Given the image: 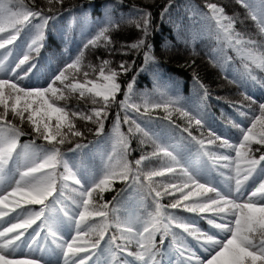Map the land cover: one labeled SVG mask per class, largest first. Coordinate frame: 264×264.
Wrapping results in <instances>:
<instances>
[{"label":"snow or ice","instance_id":"6c2138e0","mask_svg":"<svg viewBox=\"0 0 264 264\" xmlns=\"http://www.w3.org/2000/svg\"><path fill=\"white\" fill-rule=\"evenodd\" d=\"M62 3L63 0H48L47 10L28 7L24 0L15 5L13 0L0 3V34H3L0 35V50H3L0 51V264H264V100L245 96L258 104V110H252L249 115L237 109L248 121L233 123L239 130V138L218 134L207 120L208 87L195 70V102L182 96L177 82L172 81L171 86L165 83L171 77H165L153 51L152 14L135 4L126 15H116L119 4H105L100 18L92 22L87 33H82L76 53L48 74L41 70V63L34 59L33 53L39 56L45 47L46 31L54 27L49 21L59 15L56 6ZM237 3L245 9V19L254 21L264 36V0H237ZM172 6L173 0H167L161 11L162 19ZM206 6L207 13L198 8L192 13L206 21L209 34L223 41L221 54L210 57L212 63L233 82L251 81L264 87V80L258 79L252 70L254 65L264 71V53H258V42L237 31L235 14L228 15L216 3ZM121 24L134 25L139 36L134 41L123 42L120 51L133 57L142 55L143 62L137 64L135 59L122 58L117 69L109 67L110 61L103 59L98 66L102 83L65 84L66 73L79 71L84 64L85 50L103 45L110 53L117 51L111 33ZM176 39L185 45L189 43L179 31ZM224 47H231L251 64L244 63V71L230 76L226 68L231 57L223 52ZM185 63L191 66L195 61ZM87 67L97 71L95 65ZM129 72L133 75L120 79V73ZM140 73L151 75L152 91L135 87ZM57 81L63 89L54 87ZM85 89L94 93L89 97L94 105L89 111L56 104L58 99L67 100L65 91L69 94L79 91L84 97ZM117 93L123 97L118 102ZM113 104L124 115L121 118L116 113L109 134L105 132V120ZM158 109L165 115L153 120V112ZM130 111L139 114L142 122L130 115ZM172 112L179 113L186 125H176L171 120ZM53 114L55 123L51 122ZM75 117L91 121V126L76 128ZM122 122L129 125L131 135L121 131ZM193 125L207 129V140L193 135ZM85 130L101 139L91 151L88 143L75 142L74 148L80 151L74 152L72 158L66 157L58 145L73 137H84ZM136 134L139 142L151 144L152 150L133 162L128 155L134 150L131 136ZM25 135L30 139L22 143L21 137ZM37 140L47 144L38 145ZM217 141L218 147L226 152L206 146ZM253 143L260 147L253 148ZM257 152L260 155H254ZM204 156L211 161V167ZM152 157L163 161L159 167L144 163ZM213 167L222 179L213 175ZM165 173L172 175L153 179L164 177ZM116 180L129 183L111 200L100 203L103 192ZM176 180L180 183H173ZM185 188L190 189L187 194ZM67 190L72 195L66 197ZM97 190L99 200L93 196ZM125 190L134 200L128 199ZM176 191L180 192L178 198L161 203L162 197ZM193 195L200 198L181 203ZM17 196L22 199H16ZM148 197L151 205L146 204ZM66 198L71 200L72 207L66 204ZM21 203L40 207L21 208L15 216L2 219L12 208H20ZM138 208H144V212L139 213ZM179 208L191 213H212L203 218L215 231L202 230L194 220L170 211ZM90 218L98 219L88 223ZM37 221L40 223L36 224ZM33 224L36 228L28 232ZM86 235L88 241L78 244ZM188 237L207 255H197ZM166 238H170L167 245ZM79 253L85 255L81 257Z\"/></svg>","mask_w":264,"mask_h":264},{"label":"trees","instance_id":"16d2710c","mask_svg":"<svg viewBox=\"0 0 264 264\" xmlns=\"http://www.w3.org/2000/svg\"><path fill=\"white\" fill-rule=\"evenodd\" d=\"M3 2L6 3L8 0H3ZM18 2L19 0H13L14 5ZM207 3H216L223 6L225 12L230 16L235 14L237 17V23L234 27L246 37L256 40L258 45H260L258 50L264 53V36L259 33L254 21L250 18L245 19V9L237 3V0H173V6L170 13L165 14L163 19L161 18V11L164 5L167 4V0H123L122 3H120V0H63L62 5L56 6L59 10V15L55 17L54 21H49V24H54V27H50V29L46 31L45 47L41 48L39 56L33 53V57L41 63V70L50 74L52 71L56 70L58 65L62 67L63 63L67 61L69 55H74L76 53L82 43V33H87L92 26V22L100 18L104 12L103 6L105 4H119V7L116 10V15H126L129 12H132V5L134 4L139 7L147 8L152 14V24L154 26V31L151 36V42L154 45V54L162 66V71L165 74V77H171V80H166L165 83L171 86L172 81L177 82L182 96L187 98L189 102H195L197 99L195 95L196 88L193 81V70H195L202 82L207 85L210 93L205 101L208 105V123L218 134L223 133L225 138L231 137L232 139H236L239 138L240 134L239 130L233 126V123L248 122L245 117L240 115L237 109L247 111L249 112V115H251L252 110H258V104H253L252 101L247 100L245 96H251L253 100L256 101L264 100V87L259 83L251 81L241 83L233 82L231 78H226L224 72H221V70L212 63L210 57H216L221 54L220 49L223 45V41L217 40L215 34H209L205 29L206 21L201 20L198 16H194L192 13V10L197 8L207 13ZM24 4L28 7H41L47 10L48 0H34V2L33 0H24ZM49 15H52V13H49ZM71 16H74L75 18L72 25L71 22L68 21ZM241 20H243V23L240 22ZM177 31L187 37L189 41L187 45H185L183 41H177ZM21 35H23V33H21ZM111 35L116 42L114 47L117 51L110 53L103 45L98 48L85 50L84 64L79 71H70L66 73L68 80L64 82L65 84L70 82L85 83V81H102V78L98 76V66L103 59H108L110 61L109 67L117 69L119 68V63L122 58L129 61L135 59L137 64L143 62L142 55L133 57L131 53L125 55L120 51L123 42L134 41L139 36V30L136 29L134 25L121 24L119 28L112 31ZM223 52L231 57V60L227 61L229 67L226 68V71L230 76L235 75L237 72L244 71L243 61H241L228 47H224ZM185 61H188L189 64H191V61H195V63L189 66ZM88 64L95 65L97 71L88 68ZM252 70L258 79L264 80V71L259 69ZM85 72L88 73L87 76L84 75ZM131 75H133L131 72L120 73V79L123 80L124 77H130ZM153 84L154 81L150 74L140 73L137 75V84L135 87H137L138 90L152 91ZM54 87L63 89V85H61L59 81L56 82ZM65 96H67V100L64 98L58 99L56 100V104L60 106L67 105L69 108L78 107L85 111H89L94 107L89 98L92 95L81 97L77 91L71 92L70 94L68 91H65ZM122 98V94L117 93V102ZM0 110H2V108H0ZM117 112H119V115L122 118L124 115L123 110L118 109L116 104H113L109 110L108 118L105 120L106 133H111ZM141 112H143V109H141ZM25 115H27V113H25ZM130 115L136 116L138 122H142L139 120V114L130 111ZM164 115L165 113L162 109L154 110L153 120L161 119ZM73 120L78 129H82V126L85 124L91 126V121H82L79 117H75ZM171 120L175 121V124L180 125L181 127L186 125V120L182 118L179 113L172 112ZM51 122L55 123V120H52ZM168 122L169 121H165V123ZM128 127V124L121 123V131L125 134L131 135L128 133ZM64 131H67V128H65ZM191 131L193 132V135L198 138H203L205 140L208 138L206 128L202 130L193 125ZM256 131L259 133L261 129L258 127ZM184 135L186 136L187 133H184ZM29 139L30 137L27 135L22 136L21 142L23 143ZM100 139L101 137L95 136L94 132L86 131L84 137H73L71 141H66L65 144L58 146L66 157L72 158L74 152L80 151L74 148L75 142L82 140L83 142L88 143L89 151H91L93 146H95L96 142ZM36 143L38 145L47 144V142L43 140H37ZM219 143L220 142L217 141L213 145L206 146L212 148L216 152H226V149L218 147ZM130 144L131 148L134 150L130 151L128 159L133 162L135 159L139 158L140 155L149 153L152 150L151 144H141L139 142V134L131 136ZM252 147L256 148L260 146L253 143ZM254 155L258 156L260 153L257 152L254 153ZM203 159L207 161L210 167L212 166L211 161L208 160L206 156H204ZM162 162V160L152 157L144 163L148 165V167H159ZM60 171H63V169L61 168ZM171 175L172 174L170 173H165L164 177H154L153 179L162 180ZM213 175H216L218 180L222 179V177H219L218 173H216L215 167H213ZM126 183L129 182L116 180L109 189H106L103 192V200H99V196L97 195L98 190L93 193V196L99 200L100 203L109 201L119 190L125 189ZM173 183L179 184L180 181L176 180L173 181ZM189 190V188L183 189L185 194H187ZM191 190L195 191L194 188H191ZM70 195H72L71 191L67 190L66 197ZM125 195L128 196L127 190H125ZM208 195H211V193ZM179 196L180 192L176 191L172 193V195L162 197L161 203L167 204L171 202L173 197L178 198ZM199 198L200 197L193 195L189 197L188 201H182L181 203H190L192 200ZM16 199L20 200L22 198L17 196ZM48 199L51 200V197ZM128 199L134 200L131 196H128ZM65 202L69 207H72L71 200L66 198ZM45 203H47V201H45ZM151 203V197H148L146 204L151 205ZM26 207L39 208L40 205H25L21 203L20 208H12L8 214L15 216L21 208ZM109 208H111V205H109ZM5 210L8 211L7 208ZM136 211L142 214L144 208H138ZM170 211L194 220L196 226L200 227L202 230L215 231L212 229V226L207 223V220L203 218L212 215V213H191L183 208L170 209ZM92 219L98 218H90L87 222L90 223ZM39 223L40 221L36 222V224ZM36 224H33L28 229V232H31L33 228H36ZM25 235H27V233H25ZM107 235L108 234H106V236ZM66 238L70 239V235H66ZM92 238L94 239L95 237ZM50 239L51 238H49V240ZM88 239L89 237L86 235L83 239L78 240L77 243H86ZM169 239L170 238H166L165 245H167ZM156 240L159 241L158 234ZM188 240L192 245L193 251L198 255L197 246H199V244L195 243L191 237H188ZM133 250H135L134 246ZM78 255L83 257L85 253H79ZM88 264H90V262H88Z\"/></svg>","mask_w":264,"mask_h":264},{"label":"rangeland","instance_id":"374dc122","mask_svg":"<svg viewBox=\"0 0 264 264\" xmlns=\"http://www.w3.org/2000/svg\"><path fill=\"white\" fill-rule=\"evenodd\" d=\"M0 3H4L3 2V0H0ZM68 21L69 22H71V25L74 23V21H75V18H74V16H71V17H69V19H68ZM0 35H3V34H0ZM6 47H12V45H7ZM241 61H243V63H249V64H251V62L250 61H246V60H244L240 55H238L235 51H233V49L231 48V47H228ZM0 51H3V50H0ZM258 53H262V52H260L259 50H258ZM252 69H257V68H255V66L253 65L252 66ZM95 82H97V83H102V81H95ZM79 84H84V83H80V82H78ZM87 87H91V84H88L87 85ZM77 92H79V91H77ZM85 95H94V93H88L87 92V89H85ZM52 120H55V114H53V118H52ZM9 217H13L12 215H8V216H6V217H4V218H2L4 221H6V220H8V218ZM6 226V225H5ZM199 252H200V256L201 257H203V256H205V255H207L206 253H204L203 252V250H201V249H199L198 250Z\"/></svg>","mask_w":264,"mask_h":264}]
</instances>
